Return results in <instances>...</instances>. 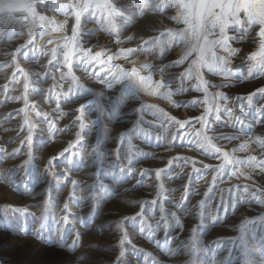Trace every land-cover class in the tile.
I'll return each mask as SVG.
<instances>
[{"label":"rangeland","instance_id":"1","mask_svg":"<svg viewBox=\"0 0 264 264\" xmlns=\"http://www.w3.org/2000/svg\"><path fill=\"white\" fill-rule=\"evenodd\" d=\"M48 2L39 10L49 18L43 36L38 29L29 36L30 22L0 26V264H264V204L256 202L264 200V95L249 99L264 87V74L249 73L246 59L259 46L255 31L233 42L240 49L229 66L234 75L202 70L206 101L194 76L180 77L187 64L166 67L181 56L182 44H142L184 27L171 19L175 7L109 0L121 10L115 29L101 12L85 13L81 46L105 50L106 58L140 45L129 60L120 55L111 63L163 79L152 95L117 83L108 65L74 60L73 80L62 54L52 51L71 35L67 26L54 31L69 17ZM217 92L227 101L214 100ZM171 116L189 123L180 128ZM221 164L224 174L214 181Z\"/></svg>","mask_w":264,"mask_h":264},{"label":"snow or ice","instance_id":"2","mask_svg":"<svg viewBox=\"0 0 264 264\" xmlns=\"http://www.w3.org/2000/svg\"><path fill=\"white\" fill-rule=\"evenodd\" d=\"M144 2L148 3L149 0H144ZM165 4L168 7H175L177 9L176 16L171 17V19L176 20L178 25L182 23L184 27L166 29L159 36L142 40V44L147 45L151 42L157 48L175 46L178 43L182 44L184 48L181 56L166 67H178L187 64L184 71L179 74L180 77L192 79L194 76L197 81L196 90L205 93L206 101L209 81L204 78L202 70L206 69L213 74H222L225 79L234 75L233 69L229 66L240 52V49L234 48L232 46L233 42H242L252 31H255V37L259 38V46L255 51L250 52L246 58L248 61H251L248 71L251 73L253 69H258L261 74H264V0H161V4L158 7H163ZM52 7L55 8L57 13L63 12L66 17H69L63 24L57 25L54 31L67 26L70 28L71 35H66L64 42L57 45L52 51L54 57L62 54V63L73 80L77 79L73 73L74 60H77L85 65H99L101 70L104 69L105 65H108V75L113 80L117 83L126 82L127 87L136 91L151 90L150 94L155 95L159 89L164 87L163 79L154 81L151 71L147 75H144L135 66L127 68L120 64L111 63L114 57L120 55L129 60L140 49V45H137L135 48H119L115 53L108 55L106 58L105 50L93 52L91 49L81 46V40L85 35L82 31V17L85 16V13L92 12L95 14L96 11L101 12L102 19L107 20L109 25L115 29V19L121 15V10L115 4L110 3L109 0H74L72 3L56 5L53 0ZM48 8V0H0V26L8 27L17 22H30L32 28H30L29 36L32 37L34 29H38L41 36H43L46 31L45 24L49 22V18L41 14L39 10L44 9L46 11ZM125 39L126 41H131L133 37L128 36ZM26 43L31 45L34 43V40L30 39ZM47 43L52 44V39H48ZM115 43L122 44L124 41L117 39ZM24 47L25 45H21L16 51L19 52ZM142 67L144 69H152L153 65L144 64ZM20 71L23 73L24 69L21 68ZM25 79H27L26 74ZM108 86H112L110 82H108ZM25 87H27V84H25ZM257 94L264 95V87L249 93V99ZM214 100L226 102L227 97L223 92H217ZM195 102L194 100L193 104ZM83 108L84 105L82 104L77 111ZM209 110L206 108L205 113ZM220 110L221 106L217 102L216 120L221 119ZM224 110L231 116L232 109L228 108L226 103ZM161 111L163 112V109ZM243 111L244 109L241 108V112ZM261 111H264V109ZM170 119L178 124L180 128L189 123V121L177 120L175 116H171ZM196 119L200 120L202 125L207 124L205 116L197 117ZM26 139L30 145L32 140L31 128L29 129V136ZM205 139L215 149L216 153L222 151L216 145L211 144L210 138L205 137ZM240 147L243 149L245 145L241 144ZM67 151L68 149H65V152ZM223 155L224 160L227 162L228 153L224 152ZM55 159H58V157H53L49 160L48 167L52 166ZM248 159L253 162L256 160L255 157H249ZM27 163L28 161H25V164ZM234 163H240V161H234ZM204 167L210 168L211 166L204 165ZM259 167L261 173H264V161L259 162ZM223 168V164L217 166L218 171L217 175L213 176L214 181L224 174L222 172ZM159 174L160 170H157L158 177ZM231 175H236V172L231 173ZM244 175L246 179L250 178L247 174ZM245 191H247V186H245ZM260 192L264 193V189H260ZM185 195H187V192ZM256 202L264 204V200H257ZM200 203L203 204L204 201ZM221 203H224L223 199ZM44 204L47 207V199L44 201ZM224 207L227 208L228 206L224 204ZM64 219L67 220V217H64ZM259 219L264 220V216ZM22 234L26 235L27 233ZM121 255H123V252Z\"/></svg>","mask_w":264,"mask_h":264},{"label":"bare ground","instance_id":"3","mask_svg":"<svg viewBox=\"0 0 264 264\" xmlns=\"http://www.w3.org/2000/svg\"><path fill=\"white\" fill-rule=\"evenodd\" d=\"M53 32H54V31H53ZM54 35H55V34H51V33H50V34H47V35H45V36H54Z\"/></svg>","mask_w":264,"mask_h":264}]
</instances>
